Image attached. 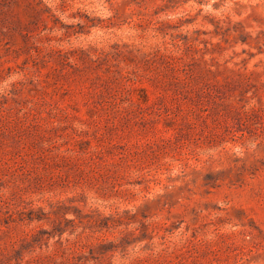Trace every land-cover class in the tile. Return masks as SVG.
<instances>
[{"label": "rangeland", "instance_id": "rangeland-1", "mask_svg": "<svg viewBox=\"0 0 264 264\" xmlns=\"http://www.w3.org/2000/svg\"><path fill=\"white\" fill-rule=\"evenodd\" d=\"M0 264H264V0H0Z\"/></svg>", "mask_w": 264, "mask_h": 264}]
</instances>
